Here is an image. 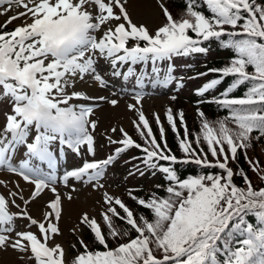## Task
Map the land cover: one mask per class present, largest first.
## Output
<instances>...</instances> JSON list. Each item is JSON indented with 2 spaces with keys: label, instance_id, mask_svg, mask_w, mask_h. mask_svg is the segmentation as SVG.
<instances>
[{
  "label": "snow or ice",
  "instance_id": "snow-or-ice-1",
  "mask_svg": "<svg viewBox=\"0 0 264 264\" xmlns=\"http://www.w3.org/2000/svg\"><path fill=\"white\" fill-rule=\"evenodd\" d=\"M126 3L0 0L6 15L0 23V102L10 105L0 125V170L19 178L0 179V251L20 253L32 264H264V160L254 152L264 140V0H185L177 16L161 3L165 21L154 31L134 22ZM14 5L22 10L12 12ZM212 42L230 56L194 74H215L193 88L200 97L194 101L198 129L190 132L183 109L168 106L165 112L178 155L159 113H153L159 138L153 131L143 109L144 86L183 87L173 58L206 54ZM117 78L124 81L119 88ZM240 87L243 93L234 94ZM91 88L132 96L127 108L142 143L123 125L114 136L113 126L105 137L117 146L97 158L95 101L118 100L90 94ZM204 103L225 114L210 119ZM132 147L140 151L129 157L137 163L128 175L160 173L164 181L144 195L137 194L143 186L127 187L135 206L102 182ZM68 152L80 162L66 166ZM241 156L258 183L240 166ZM182 165L198 170L184 173ZM77 183L99 191L103 204L99 218L81 213L78 223L92 239L74 226L69 255L57 237L64 201Z\"/></svg>",
  "mask_w": 264,
  "mask_h": 264
},
{
  "label": "rangeland",
  "instance_id": "rangeland-1",
  "mask_svg": "<svg viewBox=\"0 0 264 264\" xmlns=\"http://www.w3.org/2000/svg\"><path fill=\"white\" fill-rule=\"evenodd\" d=\"M161 3L166 6V0H127L126 7L129 14L134 22L145 24L150 31H154L155 28L159 27L164 21L163 11L161 8ZM21 9L14 7L12 12L20 11ZM9 12L8 14H12ZM1 19H5V14H0ZM13 24L20 23L17 19ZM119 88L124 84L122 78H117L113 81ZM134 83V77L130 82L127 83V87H132ZM170 85L168 86H153L150 83L146 84L145 91L146 95L143 97V109L147 116L151 113H162L166 107L170 106L172 99V94L170 92ZM111 89L103 88H91L89 89L90 94H97L107 96L109 99H117L118 103L116 105H111L107 101H95L99 106L92 118L98 121L97 127L95 129L96 143H97V158H102L109 154L117 145L108 144L105 133L106 130H110L113 126L117 127V132L113 134L114 136H119V126L123 125L127 131L133 126L132 119L135 117V113L127 108L129 102H135L131 95H113ZM1 104V102H0ZM9 104H3L0 107V125L4 122V114L9 110ZM111 134V133H109ZM66 166H73L78 164L79 158H77L74 153L69 152L66 161H62ZM114 168L110 166L108 169V175L102 181L105 187L113 193L119 194L121 188L123 187L114 179ZM19 179L18 177H13L11 173L0 170V179ZM23 183V181H21ZM4 185L0 184V191H4ZM70 190V189H68ZM46 195H51L47 193ZM103 204L101 200V193L99 191L92 190L88 185L82 183H77V190L73 192L72 199L65 200L63 205V215L60 221V226L62 228V235L58 236L57 239L64 245L68 250L70 255L71 245L77 240V236L73 233L72 228L74 226L81 228L80 235L86 230V227L78 223V218L83 211H88L92 215H97L99 213L100 207ZM35 207V206H33ZM38 215V213H37ZM20 253L8 250L7 252L0 251V264H32L31 260L19 259Z\"/></svg>",
  "mask_w": 264,
  "mask_h": 264
},
{
  "label": "trees",
  "instance_id": "trees-1",
  "mask_svg": "<svg viewBox=\"0 0 264 264\" xmlns=\"http://www.w3.org/2000/svg\"><path fill=\"white\" fill-rule=\"evenodd\" d=\"M168 7L170 11L173 13L174 16L179 15L186 7L185 0H169ZM230 56V52L227 50H224L215 42H212L209 45V51L206 54H192L189 56L184 57H174L173 61L176 67V72L179 73L178 76H183L185 79V83L189 86V88H177L176 85L173 86V90L175 91V99L171 102L170 106L173 108V110H184V116L185 120L187 122V126L190 130V132H194L199 127V117L196 113V107L197 105L194 103L196 99H199L196 95V93L193 91V88L195 86L201 85L204 81L207 79L212 78L213 73H209L204 77H195L194 74L196 72H204L206 68H212V67H220L222 66L227 59ZM188 63V66H185L184 64ZM229 78H225V81L222 82V84L219 86L222 88L223 86H226ZM243 93V87H240L235 90L234 94H242ZM215 94V93H213ZM200 107L203 108L206 115L210 119H215L219 116H223L225 114V111L222 109H218L217 106L214 103H204L200 105ZM167 107L165 108L164 112L161 114L160 118L162 123L165 126L166 130V138L168 140L169 146L173 149L174 152L178 151L177 146V137L175 133L173 132L172 128L168 124V121L166 119V112ZM150 123L152 125L153 131L157 133L158 135V128L157 125L153 119V114L149 116ZM178 127L181 128V125L178 124ZM133 137L137 139L139 142H143L142 138L139 137L138 133L135 131V128L131 130ZM139 151L135 147L131 148L125 155H123L115 164V170H116V179L119 183L123 184L124 187L120 192V195L122 196L125 201L133 206L134 202L131 201L127 196L125 195V189L129 186H143V191L138 190V195H144L145 191L151 190L152 186L155 184H161L164 181L162 180L161 174L156 173V175H150L148 172H145L143 176H139L136 174L128 175V172L130 171L131 165L137 163L136 160H129L130 156H139ZM255 154L262 160H264V140H262L260 143L256 144L254 147ZM253 153L250 152L249 155L251 156ZM240 166L244 167L245 169H248V165L246 161L243 159V156L240 157ZM184 170V173L188 172H195L198 169L194 165H187L181 166ZM249 176L253 180L254 183H258L256 174L252 172L250 169ZM237 181L239 182V178H237ZM86 241H91L92 235L90 231L87 229L84 233L83 237ZM79 247V245H77ZM74 253L75 249H71Z\"/></svg>",
  "mask_w": 264,
  "mask_h": 264
},
{
  "label": "bare ground",
  "instance_id": "bare-ground-1",
  "mask_svg": "<svg viewBox=\"0 0 264 264\" xmlns=\"http://www.w3.org/2000/svg\"><path fill=\"white\" fill-rule=\"evenodd\" d=\"M23 184V183H22Z\"/></svg>",
  "mask_w": 264,
  "mask_h": 264
}]
</instances>
